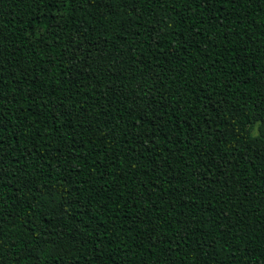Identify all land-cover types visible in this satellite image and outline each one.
<instances>
[{
  "label": "trees",
  "instance_id": "1",
  "mask_svg": "<svg viewBox=\"0 0 264 264\" xmlns=\"http://www.w3.org/2000/svg\"><path fill=\"white\" fill-rule=\"evenodd\" d=\"M0 264H264V0H0Z\"/></svg>",
  "mask_w": 264,
  "mask_h": 264
}]
</instances>
